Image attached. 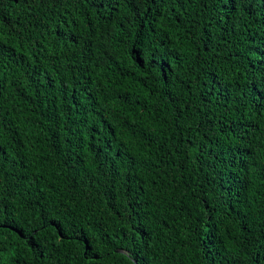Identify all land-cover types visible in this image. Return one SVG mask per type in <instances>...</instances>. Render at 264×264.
Here are the masks:
<instances>
[{
    "label": "trees",
    "instance_id": "16d2710c",
    "mask_svg": "<svg viewBox=\"0 0 264 264\" xmlns=\"http://www.w3.org/2000/svg\"><path fill=\"white\" fill-rule=\"evenodd\" d=\"M224 12L0 0V264H246L264 242V0Z\"/></svg>",
    "mask_w": 264,
    "mask_h": 264
},
{
    "label": "snow or ice",
    "instance_id": "6c2138e0",
    "mask_svg": "<svg viewBox=\"0 0 264 264\" xmlns=\"http://www.w3.org/2000/svg\"><path fill=\"white\" fill-rule=\"evenodd\" d=\"M116 2L119 3L120 0H116ZM124 2H131L133 5H135L137 16H144L146 20L151 21L155 19V16L152 14L153 6L159 7V3H163L164 0H159V3L158 0H124ZM211 2L213 6L219 4L225 10L223 14L228 15L234 11H247V9L252 7L255 0H211ZM156 14L158 15L159 13ZM262 99H264V97H262ZM7 194L11 195L10 192ZM6 207L7 205L4 203V201L0 200V208H4L6 210ZM45 226V222H41L35 226V230L41 231ZM2 227L3 225H0V228ZM262 251H264V242H262L249 254L246 264H262V261H264V255H262ZM210 264H218V262L214 257H212ZM236 264H244V262L237 261Z\"/></svg>",
    "mask_w": 264,
    "mask_h": 264
}]
</instances>
